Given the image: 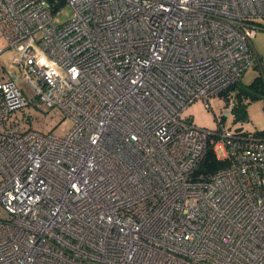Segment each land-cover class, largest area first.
<instances>
[{
    "label": "built area",
    "instance_id": "2783aa9c",
    "mask_svg": "<svg viewBox=\"0 0 264 264\" xmlns=\"http://www.w3.org/2000/svg\"><path fill=\"white\" fill-rule=\"evenodd\" d=\"M65 4L0 0V264H264V130L224 123L264 0ZM217 96L216 129L183 114Z\"/></svg>",
    "mask_w": 264,
    "mask_h": 264
},
{
    "label": "rangeland",
    "instance_id": "374dc122",
    "mask_svg": "<svg viewBox=\"0 0 264 264\" xmlns=\"http://www.w3.org/2000/svg\"><path fill=\"white\" fill-rule=\"evenodd\" d=\"M72 16V8L65 4L62 6L61 11L55 16L54 23L58 24L69 19ZM258 29L254 37L252 38L253 50L256 53L257 58L264 64V18L256 19ZM0 46H3V41L0 40ZM260 78L261 82L258 87H252L251 84L256 78ZM264 88V77H262L259 67L257 65V59L254 58V64L250 66L243 73L241 78L240 90H249L248 93H242L240 103L244 112L242 119L232 120L233 114L226 118L224 117V123L230 128L238 127L245 132H255L264 130V90L260 92V89ZM250 94L254 95L251 97ZM239 101L236 99V103ZM210 108H206L201 100H195L184 111V115L189 120L193 121L197 126L205 127L207 129H216L217 120L224 113V101L219 96L212 97L209 100ZM243 104V105H242ZM24 119L27 117L32 124L33 129L43 132H52L57 135H64L72 127L73 121L70 118H64L63 115L53 108L48 112H44L34 107H24L18 114ZM27 119H25L26 121ZM28 123V122H27ZM29 124V123H28ZM29 127V126H27ZM218 155H221L220 150H217ZM3 211L0 210V215Z\"/></svg>",
    "mask_w": 264,
    "mask_h": 264
},
{
    "label": "trees",
    "instance_id": "16d2710c",
    "mask_svg": "<svg viewBox=\"0 0 264 264\" xmlns=\"http://www.w3.org/2000/svg\"><path fill=\"white\" fill-rule=\"evenodd\" d=\"M53 8L56 10L60 7H62L64 5V0H48ZM260 78H256L254 80V82L251 84L252 87H258V84L260 85ZM241 87V82L235 85H232L229 90H234V100L236 102V99L239 101L238 103H236V106L238 108L239 111L243 112L241 103H240V98H241V94L244 92L245 94L249 92V90H240L237 91V88ZM262 90H264V88L260 89V92H262ZM228 93V91L225 93V95ZM251 97H254V95L250 94ZM243 105V104H242ZM244 113V112H243ZM229 161L226 159H219L216 157V154L213 150V146L210 145L207 150L206 153L204 155L203 160L201 161V163L199 164L198 168H197V172L200 173H204V174H208V173H212L214 171H217L223 167H226L228 165Z\"/></svg>",
    "mask_w": 264,
    "mask_h": 264
},
{
    "label": "water",
    "instance_id": "95a60500",
    "mask_svg": "<svg viewBox=\"0 0 264 264\" xmlns=\"http://www.w3.org/2000/svg\"><path fill=\"white\" fill-rule=\"evenodd\" d=\"M233 112L236 119H242L244 117V113L242 111H239L237 106L233 107Z\"/></svg>",
    "mask_w": 264,
    "mask_h": 264
}]
</instances>
